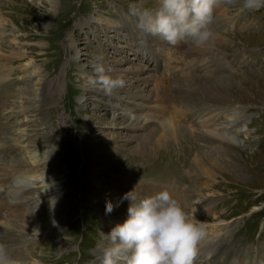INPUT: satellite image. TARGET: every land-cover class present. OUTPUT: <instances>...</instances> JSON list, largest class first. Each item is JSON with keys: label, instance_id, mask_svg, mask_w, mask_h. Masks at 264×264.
<instances>
[{"label": "rangeland", "instance_id": "374dc122", "mask_svg": "<svg viewBox=\"0 0 264 264\" xmlns=\"http://www.w3.org/2000/svg\"><path fill=\"white\" fill-rule=\"evenodd\" d=\"M155 1L0 0V151L25 146L16 159L30 166L28 172L14 173L11 167H4L13 163V151L9 159L1 157L0 178L11 173L6 183L13 181L12 185L4 189H18V195H26L19 202L27 204L19 210L41 205L50 188L58 194L57 201L50 199L47 205V212H57L36 216L34 209L33 216L25 217L29 230L22 228L24 220L16 222L19 228L3 221V235L14 231V237L17 235L14 250L27 253L20 264H99L103 247L109 243L104 234L128 215V207L113 193L133 186L131 191L137 187V195L146 181L169 183L176 189L181 206L206 225L210 246V240L222 239L205 252L198 250L194 264H232L244 258L246 251L257 256L256 264H264V7L246 10L222 0L224 6H215L214 23L209 25L213 39L202 48L186 40L182 41L185 48L169 49L171 67L162 77L157 73L150 76L136 62H124L137 53L126 45L133 41L122 31L125 26L136 27L129 5L151 7ZM220 21L225 22L221 28ZM186 51L191 56L182 57L180 53ZM97 57L106 74L127 81L126 88L133 79L143 77L129 92L151 99L152 115L143 112L144 103L134 110L111 111V95L87 83L95 75L92 61ZM136 68L131 73L127 70ZM215 77L227 83L224 90L205 81L202 86H191L194 78ZM155 80L161 81V99L150 95ZM121 91L127 90L113 93ZM177 98L184 102L177 110L185 118L184 124L182 118L177 119L178 133L155 141L154 146H163L146 156L137 152L146 130L163 126L161 117L167 111L163 108L158 116L156 104H170L171 108ZM213 98L226 103L221 113ZM9 111L20 112L15 120H23L21 134L15 135L14 125L5 135V113ZM191 114L197 125L190 123ZM115 116L126 120L112 121ZM130 122L135 126L128 127ZM204 123L218 126L213 130ZM220 132L231 143L217 139ZM201 152H212L215 158L206 164ZM154 190L149 188L146 195H154ZM186 190L195 194L193 201L183 198ZM104 204L123 210L122 216L105 215L100 209ZM75 219L70 229L69 223ZM257 228L260 234L255 236ZM29 237L40 243L29 248Z\"/></svg>", "mask_w": 264, "mask_h": 264}, {"label": "clouds", "instance_id": "9594fccd", "mask_svg": "<svg viewBox=\"0 0 264 264\" xmlns=\"http://www.w3.org/2000/svg\"><path fill=\"white\" fill-rule=\"evenodd\" d=\"M219 2L157 0L151 7L130 4L128 10L141 32L159 36L170 45L190 40L200 47L213 39L209 25ZM223 3L240 4L246 10L264 7V0H242V3L241 0H223ZM100 59H93L95 75L89 76L87 83L111 95L123 88L125 81L106 74L104 65L98 62ZM122 200L130 201L127 219L113 227L110 233H103L109 243L103 247L99 264H194L198 245L206 237V225L189 215L168 190L145 197H138L133 190L125 193ZM112 210V205L108 204L106 214ZM0 264H17L2 243Z\"/></svg>", "mask_w": 264, "mask_h": 264}, {"label": "bare ground", "instance_id": "6f19581e", "mask_svg": "<svg viewBox=\"0 0 264 264\" xmlns=\"http://www.w3.org/2000/svg\"><path fill=\"white\" fill-rule=\"evenodd\" d=\"M214 21V19L212 20V22L211 23H214L213 22ZM224 23L225 22H223V21H220V22H218V24H219V28H221L223 25H224ZM214 25H217V23L216 24H214ZM216 34V33H215ZM132 42V41H131ZM208 46V45H207ZM201 48H202V46H200ZM193 51L195 50V49H192ZM200 52V51H199ZM191 53H193V52H191ZM196 53V52H195ZM199 54V53H198ZM197 54V55H198ZM191 55V54H190ZM193 57H195V56H193ZM197 57V56H196ZM199 59H200V57H199ZM204 61V60H203ZM205 63V62H204ZM207 64V63H206ZM192 66V65H191ZM113 67V66H112ZM213 67V66H212ZM138 69L139 68H136V69H127L128 70V72L129 73H131V72H134V71H138ZM142 70V69H141ZM196 70V69H195ZM112 73V72H111ZM115 73V72H114ZM113 73V74H114ZM127 73V72H126ZM116 74V73H115ZM2 75V72H0V76ZM153 75H155V74H153ZM191 75V74H190ZM140 76V75H139ZM166 76V75H165ZM197 76V75H196ZM113 77V76H112ZM124 77H126L125 75H124ZM191 77H193V76H191ZM201 77V76H200ZM151 78V77H150ZM124 79V78H123ZM127 79H130V77H128L127 76ZM143 79V77H139V78H137V79H133L132 80V83L131 84H128V88H126V87H123V88H119V90H127V91H121V92H127V93H130L129 91H131L130 89V87L131 86H133V85H135L136 84V81H141ZM209 79H211V80H209ZM209 79H204V78H194V80H193V82H191V83H193V84H191V86L192 85H195V84H200V86H202V84H203V81H205V83H207L208 84V86H212V85H215V87H217L219 90H224V85L226 84L227 85V83H225V82H223L222 80H221V78H209ZM146 80L147 79H145V80H143L142 82H143V84L146 86V84L144 83V81L146 82ZM201 80V81H200ZM126 81V80H125ZM127 82V81H126ZM185 83V82H184ZM181 84H183V83H181ZM187 85H188V82L186 83ZM190 84V83H189ZM126 85V84H125ZM136 86V85H135ZM184 86H185V84H184ZM190 86V85H189ZM182 87V86H181ZM198 87V86H197ZM54 88L56 89V86H53V90H54ZM192 88H193V86H192ZM191 88V89H192ZM27 89V88H26ZM49 89V91H50V87L48 88ZM209 90V89H208ZM56 91V90H55ZM168 91V90H167ZM189 91V90H188ZM191 91V90H190ZM205 91V90H204ZM212 91V90H211ZM215 91V90H214ZM162 92H163V90H159V88H151L150 89V95H151V93H153V95H154V97H156V98H160V97H162ZM119 93V92H118ZM166 92H164V94H165ZM170 93V92H169ZM178 93V92H177ZM207 93V92H206ZM115 94V93H114ZM131 95H130V98L131 99H138V96H142L141 94H133V93H130ZM168 94V93H167ZM50 95V94H49ZM182 95H184V94H182ZM206 95V94H205ZM215 95V94H214ZM217 95V94H216ZM134 96H137V98H134ZM179 96V95H178ZM181 96V95H180ZM218 97L219 96H221L220 94H218L217 95ZM143 97H145V96H143ZM164 97H166V96H164ZM42 98H44V97H42ZM174 98V97H173ZM187 98V96L186 97H183L182 99H183V101H185V99ZM161 99V98H160ZM166 99V98H165ZM168 99V98H167ZM170 99V98H169ZM182 99L179 101V99L177 98V103L176 104H174V106H172L171 108H173V111H172V115L171 116H168V117H165V118H162V120H161V123H162V125L163 126H160V127H157V128H149L148 130H146L147 132H145L144 133V135H145V140H141L139 143V147H138V149L136 150L137 152H140L141 154H143L144 156H146L148 153H150V152H152V150L153 151H156V147L159 149V148H161L162 146H160V145H157V146H154V145H156V143H155V141H157V140H159V139H162L163 141L164 140H167V139H171L174 135H176V134H174L175 133V131H176V133H178L177 132V128H179V124L178 123H176L177 122V119L173 116V115H175V114H177L178 116H183L184 115V112L181 110V111H178L177 110V108L179 109V107H180V105L182 104V103H184L183 101H182ZM229 99V98H228ZM39 100V99H38ZM231 100V99H230ZM35 101H37V100H35ZM167 101V100H166ZM168 101H170V100H168ZM174 101H175V99H174ZM39 103H41V100L39 101ZM186 103V102H185ZM172 104V103H171ZM213 104L215 105V106H217V105H219L218 106V109H219V112L221 113V111H220V109H222L223 107H222V105L224 106V104H226V103H224V102H222L221 100H219V98H216V100L213 98ZM39 104H36L35 105V109H38L39 108ZM42 106V105H41ZM188 106V105H187ZM190 107V106H189ZM225 108H227V106H225ZM31 109V108H30ZM167 109L168 108H166V111H167ZM180 110V109H179ZM184 110V109H183ZM186 110V109H185ZM188 110H191V109H188ZM25 111V110H24ZM23 111V112H24ZM164 112V111H163ZM175 112V113H174ZM187 112V111H186ZM18 113H20L19 111H9V112H7V113H5L6 115H5V118L6 119H8V122L6 123V125L8 126V127H6L7 129H6V133L7 134H5V135H8V134H10L9 133V130H8V128L9 129H12V128H14V127H16L15 128V135H18V134H21V132H22V129H21V127H22V125H21V122H23V120H15L16 119V114H18ZM160 113H162V111L160 110ZM166 112H164V114H165ZM163 114V113H162ZM196 114V113H195ZM9 115V116H8ZM192 115V114H191ZM139 117H141V118H145V117H143V116H137L136 118H139ZM185 117V116H184ZM193 116H191V118H192ZM10 119V120H9ZM119 119V117H117V116H115V117H113V119H112V121L114 120V121H116V120H118ZM120 119H122L123 121H125L126 119H124V118H120ZM119 119V120H120ZM148 120V119H147ZM158 120V119H157ZM136 121V124H138V123H140V121H137V120H135ZM141 122H142V120H141ZM18 123H20V124H18ZM214 123V122H213ZM213 123H211L212 125H213ZM126 124V123H125ZM206 126H209V128H212L213 130L216 128V125L213 127L212 125H208L207 123H204ZM215 124V123H214ZM220 124V123H219ZM15 125V126H14ZM140 125V124H139ZM145 125V124H144ZM150 125V124H149ZM2 126V125H1ZM12 126H14V127H12ZM133 126H135V123L133 124V122H132V124H131V122L129 123V126L128 127H133ZM137 126V125H136ZM142 126V125H141ZM218 126V125H217ZM127 127V126H126ZM137 127H139V126H137ZM153 129V130H152ZM219 129H221V128H219ZM151 130V131H150ZM205 130V129H204ZM179 131H181V130H179ZM202 131H203V129H202ZM12 133H13V131H12ZM184 133V132H183ZM178 135V134H177ZM202 135V134H201ZM204 136V135H203ZM133 136H131V138H132ZM216 137H218L217 139H219L220 141H222V143L223 142H225V143H231L229 140L231 139L230 137L229 138H227L226 136H223V132H220L219 133V135H217ZM139 138H141V137H139ZM143 138V137H142ZM130 139V137L129 138H127L126 139V141L127 140H129ZM174 141V140H173ZM163 143V142H162ZM210 143V142H209ZM232 143H234V142H232ZM237 143V141L234 143V144H236ZM123 147V146H122ZM8 149H1V151H0V155L1 154H3L5 151H7ZM117 151H120V149H116ZM139 153V154H140ZM201 154H202V152H201ZM200 154V155H201ZM6 157H8L7 159H9L10 158V155L9 156H6ZM14 157V156H13ZM17 157H20V156H18V154H16V157H15V159L13 160V159H11L10 161H13V163L11 164V165H7L6 163H3V164H6L4 167H11V169H12V172L14 173L15 171H18V170H24L25 172H28L29 171V169H30V166H26V164H24V162H23V160H17L16 158ZM202 160L203 161H205V163L207 164L210 160H213V158H215V156L213 155V153L212 152H210V153H208V154H205V153H203L202 154ZM3 158V157H2ZM2 158L0 157V160H2ZM11 158H12V156H11ZM21 158V157H20ZM19 158V159H20ZM217 159V158H216ZM9 161V160H8ZM10 161H9V163H10ZM22 161V162H21ZM35 161V160H34ZM2 164V165H3ZM10 169V170H11ZM195 172V171H194ZM6 174V173H5ZM11 174V173H10ZM10 174L9 175H7V177H10ZM7 177H1L0 178V181H1V183L2 184H5L7 181ZM48 178V177H47ZM46 180V179H45ZM45 182V181H44ZM133 187V186H132ZM153 188L155 189L153 192H155V193H157V192H159V191H161V190H164L163 188H158V189H156V186H151L150 187V189H152L153 190ZM124 189H122L121 191H123ZM133 190L135 191V190H137V187H134L133 188ZM49 192H48V197L47 196H45L46 197V199H44V202L41 204V205H38V206H36L34 209H36V211H37V213H36V216H38V214L39 215H41V214H44V213H46L47 211H48V208H47V205L48 204H50L48 201L51 199H53V198H55V200H54V202L55 201H57V199H58V194H56V193H54L53 191H52V189L50 188L49 190H48ZM131 190H128V192H130ZM187 191V190H186ZM127 192V193H128ZM116 197L115 198H118V199H121L122 200V197L124 196V194L125 193H122V192H116V193H113ZM144 194V197L145 196H147L146 194H147V192H144L143 193ZM193 192H191V190H188L187 192H185L184 194H183V198H184V196H185V198L186 197H188L187 198V200L190 202V201H193L194 199L192 198L193 197ZM171 195L173 196V198H175V191H174V189H171ZM195 195V194H194ZM28 196V195H27ZM26 197V196H25ZM34 199V198H33ZM28 200V199H27ZM52 200V201H53ZM20 201V200H19ZM18 201V202H19ZM178 201V200H177ZM16 202L17 203V209H15V208H13L12 206H10L12 203H8L7 205V207H6V202L4 201V200H2V199H0V218H2L3 219V221L4 222H7V221H10V223L11 224H13L15 227H18L19 228V224H17L16 222L18 221V220H21V221H23L24 219H26L25 217H27V219L30 217V216H33V211H34V209L32 210L31 208H26L25 210H19L22 206H25L26 204H24L23 202ZM39 203V202H38ZM122 203L123 204H125V208H127V207H129V204H130V201H128V200H122ZM197 203V202H196ZM40 204V203H39ZM45 205V206H44ZM108 204H104V206H102L100 209H101V211H103V212H105L106 213V206H107ZM44 206V207H43ZM30 207V206H29ZM198 207H201V204H200V206H198ZM112 208H113V210H112V212L111 213H109V214H105V215H107V216H111L112 218H115V217H119V216H122V213H123V210H120L119 208H116V207H113L112 206ZM122 209V208H121ZM55 212H57V211H50V212H47V214H49V213H55ZM30 214V215H29ZM28 215H29V217H28ZM23 218V219H22ZM26 219V220H27ZM19 222V221H18ZM23 222H25V220L23 221ZM20 223V222H19ZM26 223V222H25ZM21 224V223H20ZM47 225V224H46ZM25 227H22V228H24V230H29V225L26 223L25 225H24ZM50 226V225H49ZM212 226V225H211ZM21 227V226H20ZM47 228V227H46ZM8 229V228H7ZM8 232V231H7ZM15 232V231H14ZM14 232H12V233H14ZM215 232H218V230H215ZM9 233V232H8ZM8 233L6 234V235H3L4 234V231L1 229V227H0V243H2V244H4L6 247H7V249H8V251H9V253L11 254V256L17 261V264H20V259H22V258H24L25 257V255H27V253H26V251L24 252V253H21V252H19L18 250H14V245H16L17 244V241L15 240V238L17 237V235H16V237H14V235L15 234H12V233H9V237H7V235H8ZM208 235V234H207ZM207 235H206V237L202 240V242H200L199 243V245H200V250L201 251H203V252H205V251H207L208 249H210L213 245H214V243L215 242H217V241H220V240H222V239H219V236H218V238H216V239H213L212 241L210 240V242H211V245L212 246H210V243H209V241H208V237H207ZM213 235V234H212ZM23 236V235H22ZM209 236V235H208ZM8 238H9V240H8ZM35 238V237H34ZM32 239V240H31ZM28 240H31L30 241V244H32V243H34V239H33V237H29V239ZM23 242V241H22ZM21 244V243H20ZM224 244V243H223ZM223 244H220L219 246H222V249H224V250H226V247L223 245ZM25 248H23V249H21V250H24ZM217 251V250H216ZM220 252H222V250L220 251ZM233 252L232 251H230V255H233L232 254ZM204 254V253H203ZM248 255H245L244 256V258H242V259H235V260H233V263L232 264H256V262L254 261V258L253 257H251L250 259H248V257H247ZM27 257V256H26ZM238 258V257H237ZM24 261V260H23ZM207 261H212L211 259H208ZM242 261V262H241ZM229 262H231V261H229ZM229 262H226V261H224V262H222V263H224V264H229ZM204 264H210V262L208 263H204ZM259 264V263H258Z\"/></svg>", "mask_w": 264, "mask_h": 264}]
</instances>
